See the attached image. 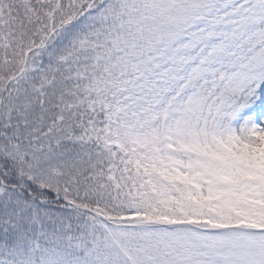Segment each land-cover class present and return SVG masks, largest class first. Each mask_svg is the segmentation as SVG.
Listing matches in <instances>:
<instances>
[{"label": "snow or ice", "instance_id": "1", "mask_svg": "<svg viewBox=\"0 0 264 264\" xmlns=\"http://www.w3.org/2000/svg\"><path fill=\"white\" fill-rule=\"evenodd\" d=\"M0 264H264V0H0Z\"/></svg>", "mask_w": 264, "mask_h": 264}]
</instances>
